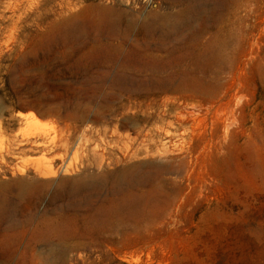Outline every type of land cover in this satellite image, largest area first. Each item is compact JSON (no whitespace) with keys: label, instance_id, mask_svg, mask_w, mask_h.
<instances>
[{"label":"rangeland","instance_id":"1","mask_svg":"<svg viewBox=\"0 0 264 264\" xmlns=\"http://www.w3.org/2000/svg\"><path fill=\"white\" fill-rule=\"evenodd\" d=\"M84 1L0 0V187L8 190L16 180H51L40 201L27 210L32 221L28 228L20 227L21 211L6 218L3 226L15 243L0 246V264H58L46 261L45 252L63 250L67 244L76 247L59 264H264V0H225L224 7L216 9L209 0H173L195 2L192 7L173 5L171 0H97L119 12L123 23L134 18L130 38L154 11H175L176 17L180 13L186 29L181 38L206 29L203 41L210 32L221 34L207 52L215 58L211 73L237 94L240 110L228 120L234 119L222 150L207 142L208 150L191 152L182 165L148 145V129L160 124L159 111H153L151 103L156 108L152 101H161L160 96L153 100L87 83L99 67L83 47L89 36L77 40L82 47H70L61 42L60 33L51 31L56 22L74 16ZM229 9L228 19L216 22L214 13L223 15ZM92 34L95 39L102 35L96 30ZM160 42L139 39L129 45L149 54L173 52L174 58L181 48L190 47L172 39L165 51L157 49L164 44ZM214 52L225 55V69ZM125 60L120 54L116 72ZM162 63L168 61L150 58L134 61V67L142 73L145 66L158 68ZM176 132L174 142L184 138L195 144L191 133ZM168 140L165 135L154 138L158 148L165 142L168 146ZM142 162H158L169 170L151 174L143 186L131 189L138 199L106 225L108 236L101 244L95 242L97 229H85L84 223L60 221L59 231L41 223L45 216L66 215L58 209L64 200L51 199L61 179L83 173L112 175ZM50 165L57 175L46 178L40 171ZM66 165L68 173L62 172ZM75 230L95 231L68 239Z\"/></svg>","mask_w":264,"mask_h":264},{"label":"bare ground","instance_id":"2","mask_svg":"<svg viewBox=\"0 0 264 264\" xmlns=\"http://www.w3.org/2000/svg\"><path fill=\"white\" fill-rule=\"evenodd\" d=\"M171 2L173 5L181 4L176 1L173 2V0ZM84 3L74 16L66 17L56 22L51 27V31L60 33L61 42H64L65 45H70V47H72L71 44L78 45L79 42L77 40L82 35L86 34L89 36L88 39H84V46H82L85 48L86 54H89L90 57L97 58L96 61L99 67L90 73V78L86 79L87 83H94L97 88L106 87L109 90L121 88L128 92H138L152 97L153 100L160 96L161 101H152L157 104L156 108L151 103L152 110L159 111L156 121L160 124L155 127H150L146 135L151 138H149L148 145L154 147L159 155H162V149L166 153L169 161L171 159L180 165L186 164L187 157L191 152L199 151L200 149L208 150L207 142L215 143L218 149L222 150L221 147H223L230 132V123L233 125L232 121L234 119L230 123L228 120L231 119L230 117L233 118L240 110V103L236 101L237 94L233 91L231 92L225 83L218 81L216 76H212L211 73L210 65L215 61V58L211 55L209 56L207 52L210 51L208 50L210 46L217 42L215 40L218 38L219 33L217 31L210 32V38L206 41L203 40L205 35H207V29L187 34L186 37L181 38L186 29H183L181 26L183 22H180V13L179 17L177 16L178 19L175 11L167 13L154 11L146 16L137 27L134 37L132 36L133 38H130L131 25L129 24L132 23L131 20L134 19L133 17L127 19L128 21L126 22L128 23H123L121 14L115 12L112 7L105 6L97 2V0H85ZM224 3L225 0H209V4L214 6L215 9L221 5L224 7ZM167 5L169 4L167 3ZM181 5L192 7L197 4L195 2H183ZM231 11L232 9L224 10L225 13L223 15H216L214 13V19L218 23L222 18L228 19L227 16ZM3 17L5 16L3 15ZM95 30L96 33L101 32L102 34L98 39L93 37L94 34L92 33ZM111 39L117 41H110ZM139 39H158L162 41L160 43L164 44L161 45L162 48L157 49L165 51H169L167 43L172 39H180L183 44H190V47L187 49L181 48L178 51V57L174 58L172 57L173 52L171 54L167 52V55L149 54L143 52L141 48L136 50L134 45H129L131 41H137ZM198 46L201 47V50L194 51L195 49L193 50V48ZM220 49L222 50V48ZM214 53L217 54V52ZM120 54H124L126 60L121 65L122 70L116 72L115 67ZM215 56L219 60H222L221 67L225 69L227 65L225 55L217 54ZM189 57L192 60L191 65L188 63ZM150 58L165 62L168 61V63H162L158 68H155V66H145L141 70L143 71L142 73L134 67V61ZM168 118H173V120L167 122ZM170 124L174 126V131L168 128ZM176 131H179L181 135L191 133L195 139V144L188 143L183 140L184 138L180 143L174 142L173 138L177 136ZM155 135H165L169 139L168 142L170 144L167 146L168 143L165 142L163 144L164 148H158L156 146L157 143L154 141ZM197 138H200V140H197ZM203 143L205 146H203ZM171 147L172 149H170ZM221 150L218 151L221 152ZM141 151L138 150L136 153ZM63 170L68 173L69 166L66 165L62 169V172ZM168 170L169 168L158 162H142L124 166L117 172L115 171V175H113L115 173L113 171L114 173L112 172V175L107 173H83L75 177L63 178L59 181L58 187L51 199L55 203L64 200V203L60 204L58 209L66 211V215L61 218L45 216L41 219V223L48 222L55 231L60 230L58 225L60 221L63 222L66 220L71 225L84 223L85 229L91 227L95 230L97 229L95 242L101 244L108 236L106 225L113 222L119 216L120 212L124 211L125 213V211L131 209L136 199H138L131 189L136 186H143L144 181L151 174L167 172ZM172 170L175 171L176 169ZM40 173L46 178L57 175V171L51 165L45 167ZM16 181V183H13L14 186L11 185L14 188L10 187L7 190V188L2 189L0 187V246L6 248L15 243V236L6 233L7 226H3L6 218L12 217L14 212L21 211L22 218L20 217V227L23 229L28 228L32 221L30 218H27L29 214L27 210L30 211L34 208V205L44 195V190L51 184V180L47 179L36 180L31 183L22 180ZM119 194L121 196L117 199L116 196H119ZM27 196L28 198H26ZM87 206H92V208L86 209ZM95 230H92L90 233H82L75 230L73 236L68 237V239L75 237L77 239L84 238L86 235H93ZM70 247L75 248L76 246L73 245ZM71 248H69L68 244L63 250L56 247L51 248L45 252L44 259L50 263H62L65 258V253Z\"/></svg>","mask_w":264,"mask_h":264}]
</instances>
